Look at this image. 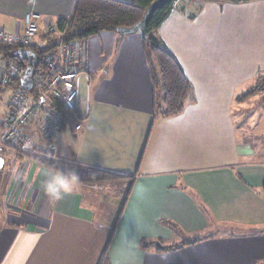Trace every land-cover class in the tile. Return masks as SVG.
Segmentation results:
<instances>
[{"label": "crops", "instance_id": "0c3cea01", "mask_svg": "<svg viewBox=\"0 0 264 264\" xmlns=\"http://www.w3.org/2000/svg\"><path fill=\"white\" fill-rule=\"evenodd\" d=\"M76 1L0 0V29L21 33L25 14L38 13L43 34L48 25L69 18ZM181 3L155 34L180 61L194 99L181 113L152 122L137 175L133 169L142 142L135 144V156L127 158L111 152L112 147L104 149L102 156L97 149L92 153L93 139L106 140L108 132L126 128L128 120L114 119L126 113L120 105L113 113L102 111L104 127L90 120L89 76L82 78L88 84L85 97L80 86L79 114L84 127L79 133L73 129L80 120H72V135L80 142L70 139L66 126L58 139V163L67 162L68 145L73 148L79 142V153L90 150L85 158L79 156L80 167L135 175L126 203L124 182L80 183L71 195L54 202L42 189L46 168L25 158L9 163L6 196L13 192L21 208L14 207L13 220L0 226V264H97L110 238L111 264H264V153L246 137L239 138L238 125L241 122L256 138L264 136V90H257L264 83L259 79L264 72V0ZM104 33L113 39L119 36ZM131 38L137 62L142 60V40ZM83 65L85 70L89 61ZM147 70L148 74L141 62L136 74L135 70L124 74L119 82L136 98V112L141 96L145 97L151 111L145 118L148 126L153 117V92ZM85 101L87 108L82 110ZM135 119L128 128H135L136 136L143 139L146 127ZM22 166L25 170L18 173ZM165 221L178 225L181 234ZM179 236L201 237V241L164 252L141 246L143 239L169 243Z\"/></svg>", "mask_w": 264, "mask_h": 264}, {"label": "built area", "instance_id": "2783aa9c", "mask_svg": "<svg viewBox=\"0 0 264 264\" xmlns=\"http://www.w3.org/2000/svg\"><path fill=\"white\" fill-rule=\"evenodd\" d=\"M181 2H171L172 12L178 11ZM40 20V14L27 13L23 32L7 34L0 29V43L42 52H36L40 62L30 90L16 85L26 70L20 61H6L1 72L0 94L8 88L13 93L0 113V171L20 154L57 160L58 139L68 120H80L76 132L84 127L79 114L81 80L88 78L81 62L83 47L68 38V23L63 29L57 23L48 25L40 34Z\"/></svg>", "mask_w": 264, "mask_h": 264}, {"label": "trees", "instance_id": "16d2710c", "mask_svg": "<svg viewBox=\"0 0 264 264\" xmlns=\"http://www.w3.org/2000/svg\"><path fill=\"white\" fill-rule=\"evenodd\" d=\"M153 1L155 0H77L72 15L69 18L59 19L57 26L63 29L68 23V38L78 41L88 40L104 32L117 33L116 30L118 28L133 27L137 24L143 18L146 9ZM232 1L241 2L246 0ZM171 13V3L158 9L148 24V40H144L146 60L153 92V122L159 118L173 117L181 113L185 106L194 99L193 87L185 74L183 66L166 44L155 34L157 29L167 20ZM18 49L16 46L0 43V60L4 62L8 60L19 62L14 56ZM35 51L39 55L42 53L37 49ZM16 85L20 86V81H17ZM254 91L243 95L239 100L248 98ZM24 158L46 169H62L56 160L37 155L20 154L17 160ZM76 175L79 177L81 183L86 185L126 183L127 186L123 192V204H125L133 189L135 175L137 173L134 176H126L105 169L83 168ZM7 181L8 179H6L5 183ZM1 182L3 183V178L0 177ZM121 210L122 208L119 211V216ZM165 224L169 228L177 231L178 234H181L178 225L170 221H165ZM116 225L117 221L112 228V235ZM110 240L106 244L97 264H111L108 250ZM199 241H201V237L170 244L164 240L148 241L143 239L141 246L145 249L155 247L157 251L164 252L177 250L181 246L193 245Z\"/></svg>", "mask_w": 264, "mask_h": 264}, {"label": "rangeland", "instance_id": "374dc122", "mask_svg": "<svg viewBox=\"0 0 264 264\" xmlns=\"http://www.w3.org/2000/svg\"><path fill=\"white\" fill-rule=\"evenodd\" d=\"M182 3H180L181 6ZM109 33H115V32H109ZM133 35V36H132ZM132 35H126L124 37L117 38H109L106 36L105 33H102L100 35L94 36L88 40L85 41H79L80 44L83 46V59L84 63H86V60L89 61V66L85 67V71L89 73L90 78V85L89 89L91 90V97H90V103L92 107V114H91V121L97 122V127L101 128L104 127V117L100 116L102 111L112 112L114 107L117 105H120L122 108L124 107L126 110V113L122 119L119 117H114V119H117V121L126 119L128 120L127 126H124L126 128H123L121 130L116 131L114 134H111V132H108L106 140H103L102 138H95L91 142V146L94 147L92 150H94L95 153L96 149L99 151L100 155L102 156L103 150L107 149L108 147L113 148V153H118L121 157L127 158L128 156H135V144H143V149L141 154L139 155L137 159V164L133 169L134 174H136L141 166L144 151L147 147L148 141H149V134L152 128V122L153 117L150 119V124L147 126V120L145 119L148 113V109L146 108L144 96L142 95L141 100V108L137 110V112L133 109V100L135 101L136 98L132 94H128L127 90L125 89V85H122L120 81V78L124 74H135L137 73V70H139L140 63L142 62V66H144L145 71L148 74V63L146 60V53L144 49V40L140 33L132 34ZM131 37H139L142 40V47L140 49V57L142 60L135 61L134 58L137 56V53L135 52V45L132 42ZM138 38V39H139ZM88 46V52L86 47ZM142 50V52H141ZM83 63V64H84ZM3 61L0 60V65H3ZM139 75V74H138ZM261 80L264 79V72L261 74L260 78ZM258 81V80H257ZM128 86V85H127ZM263 86V85H262ZM262 86L257 89L263 91ZM88 91V84L87 79L81 80V94L83 97L87 95ZM13 91L11 89L4 91L2 94H0V113H3L5 111V107L9 104L10 98L12 96ZM140 92L137 93V96L140 95ZM147 98H149L147 96ZM132 106V107H131ZM149 106V105H148ZM87 108V101L84 102V107H82V110ZM146 113H145V111ZM137 113V118L135 119V114ZM153 113V111H152ZM133 119H135L136 122L143 123V126L146 127V133L143 139H141L138 135L136 136V129L129 130L131 128V125L129 124ZM75 121V119H74ZM104 123V124H103ZM119 123V122H118ZM241 122H238L240 129L239 138L243 140V138L246 137L247 142L256 148L258 146L259 149H261V153H264V136L263 137H254L252 132L244 130V128L241 127ZM72 120H68V123L66 125L67 133L70 134V139H78L75 138L74 135H72V132H76L75 129L72 130ZM134 133H132V132ZM79 133V132H76ZM80 142V139H78ZM76 143V146L71 148V145H68V151L65 155L67 158V162H59V165L65 169V171H76L78 169H81L83 167H80L79 161L82 159L79 158L81 156L82 158H85L88 156L86 151H90L88 148H84L85 151L83 153H79V147L81 144ZM86 147L88 144L85 145ZM84 146V147H85ZM72 151H75V155H72ZM66 150V152H68ZM107 153V152H106ZM26 166L20 167L18 170V173L25 170ZM11 165L8 164L5 166V168L0 171V177L3 178V187L0 191V226L3 223L8 222V220H13V217L11 215L12 212L15 211L14 207L21 208L18 206V202H20V198L13 197V192L9 193V196L7 193V188H5V181L6 179L9 180L11 176ZM137 170V171H136ZM19 178L18 174L16 179ZM18 180V179H17ZM122 183V182H121ZM18 185V184H17ZM115 185V184H112ZM123 187V186H120ZM125 188V186H124ZM5 189V190H4ZM23 208V207H22ZM178 235V234H177ZM180 238H176L173 241L169 243H179L181 241H186L190 237L184 236ZM168 243V242H167ZM168 243V244H169Z\"/></svg>", "mask_w": 264, "mask_h": 264}, {"label": "water", "instance_id": "95a60500", "mask_svg": "<svg viewBox=\"0 0 264 264\" xmlns=\"http://www.w3.org/2000/svg\"><path fill=\"white\" fill-rule=\"evenodd\" d=\"M173 0H155L146 9L143 18L135 24L133 27H122L118 28L116 32L119 37H124L126 35H132L140 33L144 40H148V24L152 19L154 13L164 7L165 5L171 3ZM14 56L23 64L26 65V70L21 78V85L24 89L30 90L33 87V78L35 75V70L39 65L40 57L39 55L30 49H18Z\"/></svg>", "mask_w": 264, "mask_h": 264}, {"label": "clouds", "instance_id": "9594fccd", "mask_svg": "<svg viewBox=\"0 0 264 264\" xmlns=\"http://www.w3.org/2000/svg\"><path fill=\"white\" fill-rule=\"evenodd\" d=\"M71 98H69V102ZM42 189L50 200L56 202L71 195L81 183L79 177L72 171L48 168L43 170Z\"/></svg>", "mask_w": 264, "mask_h": 264}]
</instances>
